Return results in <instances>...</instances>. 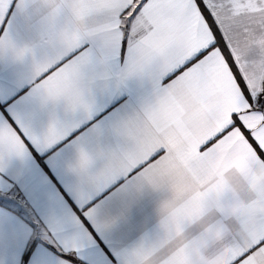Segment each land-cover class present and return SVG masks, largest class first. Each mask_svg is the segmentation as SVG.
<instances>
[{
  "label": "snow or ice",
  "instance_id": "snow-or-ice-1",
  "mask_svg": "<svg viewBox=\"0 0 264 264\" xmlns=\"http://www.w3.org/2000/svg\"><path fill=\"white\" fill-rule=\"evenodd\" d=\"M0 264H264V0H0Z\"/></svg>",
  "mask_w": 264,
  "mask_h": 264
}]
</instances>
